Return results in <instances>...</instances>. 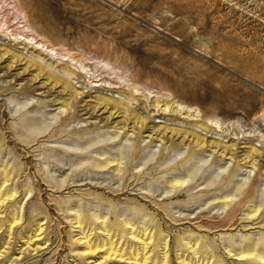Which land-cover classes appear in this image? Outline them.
Here are the masks:
<instances>
[{"label": "rangeland", "instance_id": "rangeland-1", "mask_svg": "<svg viewBox=\"0 0 264 264\" xmlns=\"http://www.w3.org/2000/svg\"><path fill=\"white\" fill-rule=\"evenodd\" d=\"M0 264H264V0H0Z\"/></svg>", "mask_w": 264, "mask_h": 264}, {"label": "bare ground", "instance_id": "bare-ground-1", "mask_svg": "<svg viewBox=\"0 0 264 264\" xmlns=\"http://www.w3.org/2000/svg\"><path fill=\"white\" fill-rule=\"evenodd\" d=\"M4 21V23L5 24H7L8 22H9V20L7 19V17L3 20ZM35 40V39H34ZM36 43V42H35ZM37 45H39L40 46V43L39 44H37ZM45 42H44V44H42V47H40V48H44L45 49V51L48 53V54H50V55H52V54H54V53H57L58 54V52H56V50L54 49V47H51V48H48V45H46L45 47ZM58 49V48H57ZM61 53H59V55H60ZM77 63V62H76ZM80 65V64H79ZM74 66V65H73ZM75 68H77L76 66H75ZM74 68V69H75ZM82 69V68H81ZM85 69V68H84ZM76 71L78 72V73H80V74H83V69L82 70H78V69H76ZM89 76V75H88ZM137 90V89H136ZM106 103V105H108L109 103L108 102H105ZM167 106V105H166ZM166 108V107H165ZM166 111H168V107L165 109ZM142 115V114H141ZM138 116V115H137ZM140 117V116H139ZM145 121H146V118L144 117V115L142 116V118L140 119L139 118V122L141 123V125H144L145 124ZM138 122V121H137ZM217 123V122H216ZM219 126V125H218ZM181 131V130H180ZM178 134V133H177ZM176 134V135H177ZM197 138V140L198 141H196L197 143H199V140H200V137H196ZM203 138V137H202ZM205 139V138H204ZM201 141V140H200ZM190 145V144H189ZM6 179H8V178H6ZM181 183V182H180ZM185 183V182H184ZM232 221V220H231ZM233 224V223H232Z\"/></svg>", "mask_w": 264, "mask_h": 264}]
</instances>
